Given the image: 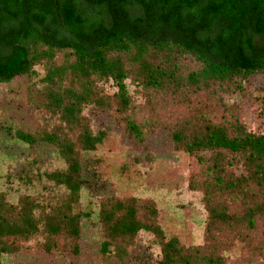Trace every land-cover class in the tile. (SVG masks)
Wrapping results in <instances>:
<instances>
[{
  "label": "rangeland",
  "instance_id": "rangeland-1",
  "mask_svg": "<svg viewBox=\"0 0 264 264\" xmlns=\"http://www.w3.org/2000/svg\"><path fill=\"white\" fill-rule=\"evenodd\" d=\"M65 57V52L57 51L52 61L60 63ZM159 57L164 55H146L145 59L157 63ZM122 58L128 70L136 66ZM171 61L182 77L200 66L185 53L173 54ZM44 66L35 64L32 74L0 83V192L11 206H18L27 196L33 203V216L41 219L66 194L64 187L46 174L63 170L65 164L52 145H29L13 134L16 129L32 132L62 126L57 114L43 105L46 87L40 79ZM124 83L130 101L125 114L141 127V137L125 132L111 99L116 88L110 80L97 83L103 94L111 97L110 105L82 108L91 132L102 129L105 136L94 150L78 152L84 183L73 211L88 213L79 218V236L74 241L62 231L50 236L55 241L50 251L44 249L47 237L42 230L26 239L4 237L2 242L15 249L0 253V264H156L160 245L144 230L135 234L121 262L111 253L100 254L103 229L97 215L101 202L109 197H132L138 205L155 208L154 220L165 239L175 236L184 247H198L202 255L221 256L222 264H264V189L252 180L239 188L220 189L209 169L216 155L223 166L222 176L232 179L244 173L243 156L222 149L188 155L173 148L168 134L179 129L191 135L207 123L222 125L231 134L235 120L264 134V73L241 80L239 89L228 82H211L199 89L186 84L144 88L130 78ZM211 208L223 211L229 221L208 217ZM249 208L253 210L251 226L247 224ZM137 216L144 220L148 215L140 207ZM73 244L77 245L75 253Z\"/></svg>",
  "mask_w": 264,
  "mask_h": 264
},
{
  "label": "trees",
  "instance_id": "trees-1",
  "mask_svg": "<svg viewBox=\"0 0 264 264\" xmlns=\"http://www.w3.org/2000/svg\"><path fill=\"white\" fill-rule=\"evenodd\" d=\"M15 44L25 53L23 67L16 73L0 77V83L9 82L16 76L33 73V66L45 64L41 82L45 84L43 105L56 113L62 126L51 129H36L32 132L16 129L14 137L26 144L44 142L55 147L63 160L65 168L46 174L55 184L61 185L66 194L44 218H35L32 214L33 203L23 196L19 205L6 204L0 192V253L10 252L15 248L4 244V237L29 238L39 230L47 237L44 249L50 251L55 241L50 236L60 231L73 241L79 236V218L87 217V212H74L79 190L84 181L78 158L79 151H92L101 143L105 132L100 129L91 132L86 118L81 114L85 105L100 108L110 105L111 98L128 135L139 138L141 127L125 114L130 101L125 79L140 83L144 88H177L182 85L209 87L211 82L221 85L228 82L233 89L240 88V81L249 75L264 73V62L254 66H240L209 55L184 38L157 32L136 31L111 40L88 46H68L34 33H24L16 37ZM66 53L64 61L54 63V53ZM162 53L157 63L149 62L146 55L155 56ZM188 54L200 66L189 71L184 77L176 72V64L171 61L172 55ZM125 57L136 66L132 70L124 67ZM110 80L116 88L111 97L103 94L97 83ZM229 134L222 125L207 123L203 130L186 135L183 130L168 131L175 150L188 155L198 151L225 150L241 154L244 159V173L229 180L221 174L223 166L216 155L213 156L209 169L213 175L214 185L220 189L239 188L240 184L252 180L264 189V134L246 129L238 121L231 125ZM201 161L199 156H195ZM264 196V192H263ZM143 207L147 217L142 220L137 211ZM15 209V213H13ZM208 217L229 221L230 217L223 211L211 208ZM155 208L148 204L138 205L134 198L124 200L109 197L100 204L97 218L102 224L103 240L98 250L100 254H113L119 262L127 255V247L135 234L144 230L151 233L159 243V259L156 264H222L218 255H202L198 247H184L175 236L164 238L162 229L155 222ZM252 208H249L247 224L253 220ZM40 226V227H39ZM72 252L77 245L71 246Z\"/></svg>",
  "mask_w": 264,
  "mask_h": 264
},
{
  "label": "water",
  "instance_id": "water-1",
  "mask_svg": "<svg viewBox=\"0 0 264 264\" xmlns=\"http://www.w3.org/2000/svg\"><path fill=\"white\" fill-rule=\"evenodd\" d=\"M136 31L184 38L240 66L264 62V0H0V77L24 65L18 35L88 46Z\"/></svg>",
  "mask_w": 264,
  "mask_h": 264
}]
</instances>
